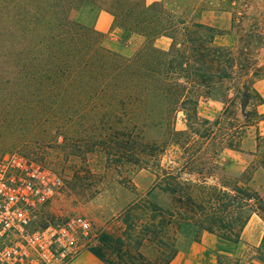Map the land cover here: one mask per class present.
I'll return each instance as SVG.
<instances>
[{
	"label": "trees",
	"instance_id": "1",
	"mask_svg": "<svg viewBox=\"0 0 264 264\" xmlns=\"http://www.w3.org/2000/svg\"><path fill=\"white\" fill-rule=\"evenodd\" d=\"M100 1L111 30L126 34L123 45L128 36L144 38L133 53L94 28ZM222 32L163 0H0V144L44 145L54 126L64 133L57 139L67 161L97 154L118 178L141 170L152 176L145 195L129 203L148 214L147 223L138 227L133 212L124 235H101V247L90 252L103 264H168L202 233L235 244L252 214L264 223V195L246 171L244 181L227 175L229 161L221 158L239 151L245 130L262 120L251 80L240 77L263 69L218 44ZM159 37L169 39L167 49L154 46ZM211 97L222 109L209 121L197 105ZM179 112L182 131L174 128ZM248 155L252 170H264V137L256 136ZM153 191L169 202L157 203ZM143 245L156 255L144 257ZM258 255L264 260V232Z\"/></svg>",
	"mask_w": 264,
	"mask_h": 264
},
{
	"label": "rangeland",
	"instance_id": "2",
	"mask_svg": "<svg viewBox=\"0 0 264 264\" xmlns=\"http://www.w3.org/2000/svg\"><path fill=\"white\" fill-rule=\"evenodd\" d=\"M151 1L153 0H145L146 3ZM163 3L167 9L185 13L192 21L203 22L222 30L223 32L216 38L218 44L229 46L235 52H242L240 58L243 63L247 62L246 60L254 61L256 68L263 69L259 73L249 72L247 76L240 77L241 81L251 80V86L260 98L258 102H252L253 108L263 115L262 120L245 130V138L239 151L224 150L221 158L229 161L228 169L231 174L227 173V175L244 181L240 174L246 171L249 174L250 187L260 195H264V170L260 167L252 170L255 163L253 157L248 155L249 152L254 151L256 136L264 137V80L262 78L264 74V0H163ZM98 4L101 10H105L104 2L100 1ZM117 30L119 39H111L110 42L121 53L131 54L142 45L144 38L140 36H128L127 44L123 45L121 42L122 39H126V34L120 29ZM221 109L222 103L219 98L201 99L197 105V115L212 121ZM49 128H51V136H47V142L44 145L36 142L15 146L0 144V155L18 152L53 168L63 177L62 189L44 206L36 221L37 224L55 223L73 215H80L88 220L90 228L85 240V249L77 256L76 259H78L93 256L90 250L101 247L100 238L104 233L112 234L114 237L124 235L128 231L127 226L130 224L133 212H136L135 220L138 227L147 223L148 214L142 210L131 211L129 206L136 194L145 195L148 191L152 176L147 171L141 170L135 175L127 172L125 178H118L113 170L107 171L108 167H103L105 162L101 161L97 154L90 155L80 162L67 161L62 150L63 131L56 132L54 126ZM174 128L177 131L185 130L183 114L180 112L174 119ZM58 134L62 135L61 139H57ZM167 158H163V164L167 162ZM110 162L109 167L112 169L114 166ZM75 170L78 178L73 176ZM152 198L161 205L169 202L166 195L157 191H153ZM263 232L264 223L252 214L242 229L237 243H227L207 233H202L198 242L206 247L209 257L213 260L210 262L212 264H264V260H260L258 255ZM191 243H184L185 245L180 247L181 251H185ZM140 252L144 257L149 258L156 255L149 245H143ZM104 253L107 258H115L114 253L108 250L104 249ZM135 253L132 251L131 254ZM82 264L92 263L84 259Z\"/></svg>",
	"mask_w": 264,
	"mask_h": 264
},
{
	"label": "built area",
	"instance_id": "3",
	"mask_svg": "<svg viewBox=\"0 0 264 264\" xmlns=\"http://www.w3.org/2000/svg\"><path fill=\"white\" fill-rule=\"evenodd\" d=\"M62 187L53 168L18 152L0 155V264H70L85 249L84 217L36 222Z\"/></svg>",
	"mask_w": 264,
	"mask_h": 264
},
{
	"label": "crops",
	"instance_id": "4",
	"mask_svg": "<svg viewBox=\"0 0 264 264\" xmlns=\"http://www.w3.org/2000/svg\"><path fill=\"white\" fill-rule=\"evenodd\" d=\"M111 23L112 16L110 13L105 10H100L94 22V28L101 33L107 34L110 39L117 40L119 39V32L117 29L111 30ZM166 40L169 41L166 37H159L155 39L154 46L165 50L169 46V42ZM208 257L209 253H207L206 247L199 242H192L187 246L185 251L178 252L168 264H212L210 263L213 262L212 258ZM75 259L70 264H82L84 259H88L92 264H103L91 255L85 256V258Z\"/></svg>",
	"mask_w": 264,
	"mask_h": 264
}]
</instances>
